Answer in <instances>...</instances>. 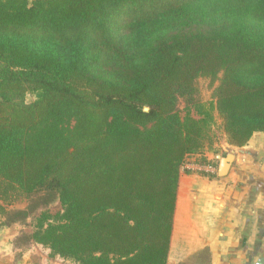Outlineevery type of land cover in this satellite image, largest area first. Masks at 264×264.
<instances>
[{"label":"trees","instance_id":"trees-1","mask_svg":"<svg viewBox=\"0 0 264 264\" xmlns=\"http://www.w3.org/2000/svg\"><path fill=\"white\" fill-rule=\"evenodd\" d=\"M215 112L231 145L264 133V0H0V226L34 216L24 243L77 264H167Z\"/></svg>","mask_w":264,"mask_h":264},{"label":"crops","instance_id":"crops-1","mask_svg":"<svg viewBox=\"0 0 264 264\" xmlns=\"http://www.w3.org/2000/svg\"><path fill=\"white\" fill-rule=\"evenodd\" d=\"M261 138L264 133L257 132L247 145L238 147L225 137L206 151L211 163L191 159L182 167L167 264H258L264 258ZM224 158H229V168L221 176ZM11 227H0V246L5 249L3 253L0 248V257H7L0 264L16 262L13 239L3 237Z\"/></svg>","mask_w":264,"mask_h":264},{"label":"rangeland","instance_id":"rangeland-1","mask_svg":"<svg viewBox=\"0 0 264 264\" xmlns=\"http://www.w3.org/2000/svg\"><path fill=\"white\" fill-rule=\"evenodd\" d=\"M219 81L214 80L212 81L210 77H199L196 81L197 92L193 96V98L197 99L198 101H211L213 99V90L218 85ZM36 96L33 93H28L26 95V101L31 103L35 101ZM189 98L186 96H180L178 100V109L182 116L185 115L187 111V107L189 105ZM193 115L197 117V115L193 112ZM216 115V123L212 128L211 137L212 145L211 149L215 147L216 142H220L222 139L226 137L223 128H222V119L219 117L217 112ZM262 143L264 142V138L259 139ZM26 206V201L24 199L17 201L14 204L16 208H22ZM62 207L59 201L52 203L49 206V211L52 213H56L61 211ZM1 221V220H0ZM34 225V216L27 219V221L22 223H16L12 225L11 230H6L3 235L4 238L11 237L14 241V251H16V262L15 263H23L27 261V264H77L72 260L61 258L60 256H52L51 251L49 248L44 247L41 244L32 243V244H25L23 240L22 233L24 232H31ZM2 227V226H0ZM1 237V236H0ZM0 248L3 249L2 246ZM3 249V253H5ZM1 255V254H0ZM4 257V256H2ZM0 257V262L6 261L5 259ZM14 263V264H15Z\"/></svg>","mask_w":264,"mask_h":264},{"label":"water","instance_id":"water-1","mask_svg":"<svg viewBox=\"0 0 264 264\" xmlns=\"http://www.w3.org/2000/svg\"><path fill=\"white\" fill-rule=\"evenodd\" d=\"M145 110H148V108H145ZM228 168H229V158L222 159L220 164L219 174L221 176L226 175V173L228 172ZM263 263H264V258L260 259L258 264H263Z\"/></svg>","mask_w":264,"mask_h":264},{"label":"built area","instance_id":"built-area-1","mask_svg":"<svg viewBox=\"0 0 264 264\" xmlns=\"http://www.w3.org/2000/svg\"><path fill=\"white\" fill-rule=\"evenodd\" d=\"M208 168V170H210V171H214L215 169H214V167H210V166H205L204 168Z\"/></svg>","mask_w":264,"mask_h":264}]
</instances>
